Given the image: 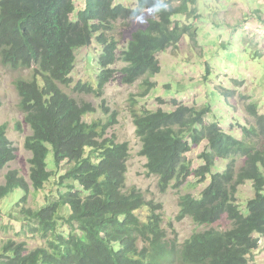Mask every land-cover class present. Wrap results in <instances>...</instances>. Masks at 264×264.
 I'll return each instance as SVG.
<instances>
[{
    "label": "trees",
    "instance_id": "1",
    "mask_svg": "<svg viewBox=\"0 0 264 264\" xmlns=\"http://www.w3.org/2000/svg\"><path fill=\"white\" fill-rule=\"evenodd\" d=\"M197 1L135 0L131 9L115 0H85V8L74 18L75 0H0L1 61L5 68L31 71L29 78L13 81L19 110L31 131L24 144L31 155L30 184L17 171L5 175L0 186L5 211L0 215L28 222L47 244L30 252L25 244L8 241L0 264H251L259 237L264 238V114L258 113L257 104L248 106L257 125H243L240 137L220 122H206L211 104L199 109L173 99L171 111L133 109L147 175L159 177L162 192L173 181L180 188L191 176L197 183L208 181L198 196H181L178 219L189 216L209 227L226 216L231 223L227 230L197 231L178 246L168 242L156 206L136 186L127 188L129 144L106 136L115 114L106 123H88L84 116L96 108L62 89L72 84L75 52L93 41L101 52L96 83L77 82L74 92L103 97L119 59L127 64L121 70L125 84L159 74L157 56L177 47L186 35L195 38L192 26H182L174 17L195 13L189 6ZM174 2L180 5L174 7ZM146 10H155L156 18L133 32L118 56L120 43L109 34L117 23L129 24ZM209 74L208 69L206 77ZM142 85V97L156 86L149 78ZM202 141H207L200 154L204 163L193 168L186 154ZM16 152L1 126L0 172ZM238 157L244 159L239 167ZM219 158L228 161L222 171L215 170ZM247 182L254 197L242 210L238 193ZM43 192L40 207L28 208L30 195ZM146 206L150 213L143 220L137 212Z\"/></svg>",
    "mask_w": 264,
    "mask_h": 264
},
{
    "label": "rangeland",
    "instance_id": "2",
    "mask_svg": "<svg viewBox=\"0 0 264 264\" xmlns=\"http://www.w3.org/2000/svg\"><path fill=\"white\" fill-rule=\"evenodd\" d=\"M115 2L131 9L137 5L135 0ZM75 4L74 18L85 8V0H75ZM173 5L178 7L180 4L174 2ZM189 8L190 11L195 10L197 15H180L174 17V20L182 26L192 25L195 38L186 35L177 47L157 56L161 72L153 77H144L156 84L147 96L139 95L144 88V78L134 84H125L122 81L121 70L126 64L120 59L112 67L116 69V74L108 83L103 97L73 91L72 87L77 82L96 83L101 52L94 41L91 46L75 52L72 84L69 87L62 86L68 95L79 101L89 102L96 108L95 112L84 116L86 122L106 123L110 120V115L115 114V122L106 136L129 144L127 188L136 186L144 194L146 201L153 207L156 206L155 209L162 215V227L166 231L168 242H176L178 246L197 231L211 227L227 230L231 228V223L226 216L209 227L196 224L191 217L178 219L181 196L187 193L198 196L208 181L197 183L195 177L191 176L180 188L173 181L162 192L158 177L147 175V159L140 154L142 143L136 134L133 109L154 111L162 108L171 111L175 108L173 99L199 109L211 104L212 112L206 116V122H220L221 127L238 137L241 136L243 125H257V119L249 111L250 104H257L258 113L264 114V0H198L195 6L190 5ZM155 18V10H146L129 24L117 23L114 31L109 34L120 43L117 55L120 56L127 48L133 32L145 29L149 19ZM208 69L210 74L206 77ZM30 76V70L5 68L0 58V127H6V137L17 150L16 158L0 172V186L5 184V175L10 171H17L30 184L28 160L31 155L24 144L31 131L19 110V96L13 82L18 77ZM259 142L262 144L263 139H259ZM206 148L207 141H202L200 145H193L192 151L186 154L193 168L204 163L200 154ZM227 163L225 159H217V170L225 169ZM243 164L244 159L238 157L235 165L239 167ZM45 194L46 192L30 195L27 207L39 208ZM253 197L251 182L240 187L238 202L242 209ZM2 209L4 210L3 204L0 203V210ZM137 213L146 220L150 209L146 206ZM18 219L13 220L8 213L0 215V252L5 243L11 240L17 244H25L30 252L47 246L41 235H37L34 228H30L28 222L22 220L18 223ZM250 261L252 264H264V238H261L260 248L252 254Z\"/></svg>",
    "mask_w": 264,
    "mask_h": 264
},
{
    "label": "clouds",
    "instance_id": "3",
    "mask_svg": "<svg viewBox=\"0 0 264 264\" xmlns=\"http://www.w3.org/2000/svg\"><path fill=\"white\" fill-rule=\"evenodd\" d=\"M194 11H195V10H194ZM195 14H196V12H195ZM196 15H197V14H196ZM149 20H150V19H149ZM183 26H184V25H183ZM187 26H192V25H187ZM192 30H193V28H192ZM195 35H196V34H195ZM123 63H124V62H123ZM124 64H125V63H124ZM126 66H127V64H126ZM126 66H125V67H126ZM115 74H116V73H115ZM122 74H123V73H122ZM114 77H115V76H114ZM122 78H123V77H122ZM149 94H150V93H149ZM150 111H151V110H150ZM154 111H155V110H154ZM110 127H111V126H110ZM215 168H216V167H215ZM215 170H217V168H216ZM219 171H222V170H219ZM153 176H156V175H153ZM157 177H158V176H157ZM158 179H159V177H158ZM144 198H145V197H144ZM248 201H249V200H248ZM238 203H239V202H238ZM239 205H240V204H239ZM246 206H247V204H246ZM240 207H241V206H240ZM241 208H242V207H241ZM244 209H245V208H243L242 210H244ZM188 217H189V216H188ZM259 238H260V240H261V238H263V237H259ZM176 244H177V243H176ZM180 246H182V244H181ZM259 248H260V243H259ZM259 248H258V250H259ZM258 250H257V251H258ZM257 251H256V252H257ZM254 253H255V252H254ZM254 253H253V254H254ZM251 256H252V255H251ZM251 256H250V258H251ZM251 264H252V262H251Z\"/></svg>",
    "mask_w": 264,
    "mask_h": 264
}]
</instances>
